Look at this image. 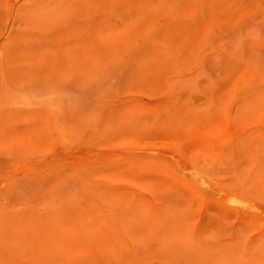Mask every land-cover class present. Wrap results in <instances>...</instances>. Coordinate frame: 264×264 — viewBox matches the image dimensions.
<instances>
[{
	"label": "rangeland",
	"instance_id": "374dc122",
	"mask_svg": "<svg viewBox=\"0 0 264 264\" xmlns=\"http://www.w3.org/2000/svg\"><path fill=\"white\" fill-rule=\"evenodd\" d=\"M0 264H264V0H0Z\"/></svg>",
	"mask_w": 264,
	"mask_h": 264
},
{
	"label": "bare ground",
	"instance_id": "6f19581e",
	"mask_svg": "<svg viewBox=\"0 0 264 264\" xmlns=\"http://www.w3.org/2000/svg\"><path fill=\"white\" fill-rule=\"evenodd\" d=\"M190 171L189 174L187 175L190 180L192 181H201V183H206V181L201 177L199 171L196 169V166L195 165H191L190 164Z\"/></svg>",
	"mask_w": 264,
	"mask_h": 264
}]
</instances>
